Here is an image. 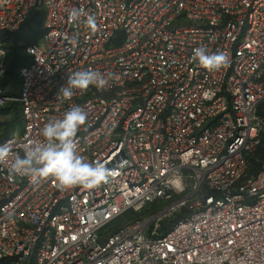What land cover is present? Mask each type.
I'll return each mask as SVG.
<instances>
[{
  "label": "built area",
  "instance_id": "1",
  "mask_svg": "<svg viewBox=\"0 0 264 264\" xmlns=\"http://www.w3.org/2000/svg\"><path fill=\"white\" fill-rule=\"evenodd\" d=\"M73 8L96 30L71 22ZM36 12L43 32L25 45L19 96L0 87V108L19 101L23 126L0 145L23 155L78 105V152L109 181L61 190L0 164V264H264V160L255 171L251 159L264 141V0H0V32ZM201 44L229 66L194 62ZM9 52L0 42V80ZM88 68L115 78L65 100L68 76Z\"/></svg>",
  "mask_w": 264,
  "mask_h": 264
},
{
  "label": "clouds",
  "instance_id": "2",
  "mask_svg": "<svg viewBox=\"0 0 264 264\" xmlns=\"http://www.w3.org/2000/svg\"><path fill=\"white\" fill-rule=\"evenodd\" d=\"M83 17L90 30H96L94 17L83 9L73 8L68 18L79 23ZM76 37H73L75 42ZM192 60L209 71H220L230 64V57L223 52H210L201 44L193 49ZM115 78L114 73L107 75L94 69H81L71 73L59 94L70 100L77 91L84 92L90 86L99 91L110 86ZM88 112L81 106L74 105L62 118H53L46 122L40 130L41 139L30 141L23 149V155L13 153L9 144L0 145V164L10 163V178L28 177L32 182H40L54 178L61 190H69L76 186L94 188L109 181L108 169L100 162H90L79 154L76 136L87 124Z\"/></svg>",
  "mask_w": 264,
  "mask_h": 264
},
{
  "label": "trees",
  "instance_id": "3",
  "mask_svg": "<svg viewBox=\"0 0 264 264\" xmlns=\"http://www.w3.org/2000/svg\"><path fill=\"white\" fill-rule=\"evenodd\" d=\"M43 20V12H36L17 31L8 33V35L0 32V42L6 41L10 47V52L6 62L5 75L0 80V87L3 89L5 95L9 97L19 96V69L22 65L27 63L28 60V56L24 50L25 45L38 42L43 32ZM8 112L11 114V116L6 120L5 118L0 120V143L6 140L14 131L20 130L23 126L22 108L19 101L11 100L0 108V116H5L8 114ZM261 112L264 115V109L261 110ZM259 157L261 160H264V141L261 147H259L258 151L255 153V157L251 158L253 164L256 167L255 171H257L261 165V161L257 160ZM141 214H143V212ZM180 216L181 214L178 213L173 223ZM171 226L166 231H168Z\"/></svg>",
  "mask_w": 264,
  "mask_h": 264
},
{
  "label": "rangeland",
  "instance_id": "4",
  "mask_svg": "<svg viewBox=\"0 0 264 264\" xmlns=\"http://www.w3.org/2000/svg\"><path fill=\"white\" fill-rule=\"evenodd\" d=\"M8 59V58H7ZM11 116V114L8 112L7 115L5 116H0V120L4 119H8ZM167 200H161L159 202H153L151 204H148L143 210V214H153L156 212H160L166 205H167ZM177 217V213H174L172 215H169L167 217H165L162 221H160V225L158 227V232L162 233L164 231H166L171 224L173 223V221L176 219ZM122 223V222H121Z\"/></svg>",
  "mask_w": 264,
  "mask_h": 264
}]
</instances>
